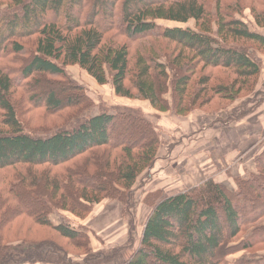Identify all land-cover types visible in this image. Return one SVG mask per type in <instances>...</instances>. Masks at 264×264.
I'll list each match as a JSON object with an SVG mask.
<instances>
[{
    "label": "trees",
    "instance_id": "1",
    "mask_svg": "<svg viewBox=\"0 0 264 264\" xmlns=\"http://www.w3.org/2000/svg\"><path fill=\"white\" fill-rule=\"evenodd\" d=\"M12 4L11 13L0 10V170L9 171L0 179V264H8L14 242L27 247L20 248L25 260L70 264L73 249L91 252V238L83 226L56 224L50 215L64 211L87 221L104 200L128 203L161 143L156 125L134 107L95 106L83 86L67 78L66 67L77 65L98 84H111L116 96L148 101L162 113L173 108L186 116L214 98L235 101L258 83L262 71L255 50L264 49V0ZM247 9L251 21L244 19ZM191 20L194 29L158 23ZM114 30L144 44L133 54L129 43L117 42ZM32 35L35 53L22 57L20 70L8 67L3 61L25 50L19 39ZM215 69L230 71L233 79L213 82ZM29 79L36 91L44 90L33 112L44 111L58 124L36 134L16 109L17 87ZM169 81L171 104L165 98ZM201 97L207 100L200 102ZM261 147L256 170L238 175L234 190L209 178L162 198L154 195L158 200L150 203L140 243L124 264H223L239 252L234 264H264V253H258L264 251ZM18 219L53 234L22 236L15 229ZM57 236L67 239L70 249Z\"/></svg>",
    "mask_w": 264,
    "mask_h": 264
},
{
    "label": "rangeland",
    "instance_id": "2",
    "mask_svg": "<svg viewBox=\"0 0 264 264\" xmlns=\"http://www.w3.org/2000/svg\"><path fill=\"white\" fill-rule=\"evenodd\" d=\"M12 3L13 0H0V10L11 13L15 9ZM244 16L245 20H252L250 10H245ZM158 23L195 28L193 20L188 24H174L166 21H158ZM111 34L118 35L115 38L117 42L129 43L133 54L141 44H144V40L130 41L126 35H121L117 30ZM19 41L25 45L22 55L17 54V57L11 56L9 61H3L15 70H20L24 64L22 57L28 58L33 52L35 53L37 36L21 38ZM255 55L261 63L262 71L258 83L252 89L247 88L244 92L242 91L235 101L214 98L205 105H196L195 109L193 108L194 110L186 116L176 114L173 108L162 113L154 109L148 101L141 99L120 98L115 95L111 84H98L77 65L66 67L67 78L83 86L96 103L95 106L104 104L111 107L121 103L134 107L156 125L161 143L157 160L138 178L128 203L104 200L94 207L87 221H81L73 214L64 211H57L50 215L51 220L56 224L62 223L79 229L83 226L82 228L91 238V252L80 254L73 249V254L70 253L68 259L66 258L70 264H124L140 243L150 203L155 200L154 195L160 193L162 198L182 189H188L209 178L223 184L229 190H234L235 178L238 175L246 176L256 170L255 156L264 145V49H256ZM171 74L169 71L170 76ZM225 76L230 81L234 75L228 70L215 69L211 78L214 82L218 78L224 80ZM167 88L165 98L171 104L170 81ZM43 92L44 90L36 91L30 79L23 81L16 90L15 100H18L16 109L24 112L35 134L58 125H56V118L48 119L50 116L47 117L44 111L33 112L34 108H39L36 105L37 95L41 97ZM202 97L200 102L207 100ZM97 111L98 109L95 108L94 113ZM7 172L9 171L0 170V179ZM18 220L15 229L20 230L22 236L40 239L53 234L50 229L36 225L30 219L19 220V222ZM57 240L67 244L70 249L67 239L57 236ZM12 246L14 248L8 264H13L17 260L19 261L16 264H51L40 260L36 262L25 260L20 248L27 247L18 242H14ZM258 253L262 254L264 251ZM241 255L242 252L231 254L223 264H234L242 257ZM23 260L25 262H21Z\"/></svg>",
    "mask_w": 264,
    "mask_h": 264
}]
</instances>
